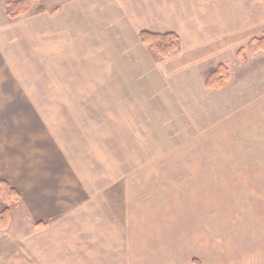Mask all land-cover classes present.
Instances as JSON below:
<instances>
[{
	"label": "rangeland",
	"instance_id": "1",
	"mask_svg": "<svg viewBox=\"0 0 264 264\" xmlns=\"http://www.w3.org/2000/svg\"><path fill=\"white\" fill-rule=\"evenodd\" d=\"M63 1L81 5L82 17L69 24L75 26L67 30L59 18L63 23L54 21L48 31L45 22L28 42L22 39L30 51L15 54L26 73H36L38 97L30 102L36 117L30 122L22 111L20 129L43 130L39 136L57 152L27 148L19 140L27 132H8L13 123L6 112L0 117L6 130L0 136L11 137L1 140L5 158L14 148L12 159L25 169L68 156L69 165L61 159L68 168L61 195L73 201L85 189L86 196H105L115 251L132 264H264V34L223 52L207 48L213 52L204 58L206 49L181 35L198 30L202 42L212 39L218 21L200 23L204 5ZM51 4L35 0L41 10L25 16L46 5L58 12ZM142 31L174 34L180 49L156 55L142 43ZM1 181L20 194L0 197V212L14 221L11 236L28 229V214L19 205L22 189L7 177Z\"/></svg>",
	"mask_w": 264,
	"mask_h": 264
},
{
	"label": "crops",
	"instance_id": "2",
	"mask_svg": "<svg viewBox=\"0 0 264 264\" xmlns=\"http://www.w3.org/2000/svg\"><path fill=\"white\" fill-rule=\"evenodd\" d=\"M8 1L10 0H0V57L3 56L0 60V85L4 86L3 89L0 88V117L4 118L6 112L11 117L13 124L10 125L8 132L14 134L18 132L21 136L27 132V138L23 139L19 136V140H22L21 143L27 148L29 146L32 150L33 148L36 150L40 146L42 148L39 149L40 154L52 155L57 151H51L53 150L51 140L39 136V132L43 130L31 131V126L28 129H20L19 123L26 121L23 116L21 117L22 111L24 116L28 114L31 122L35 111L31 110L30 102L38 100V97L33 90L36 73L32 71L26 73L24 69L27 68L15 59V54L30 51L28 45H21L22 39L28 42L42 29L45 22L44 26L47 28L45 30L48 31L54 28V21L66 22L67 30L70 26L74 27V24H69L70 21L82 17L79 11L81 5L77 3L66 6L63 0L57 2L44 0L47 5L57 3L60 6H58L59 11L49 13L46 5L45 11L11 20L4 11V4ZM180 3L190 6L204 5L205 8L199 9V13L203 11L204 17L200 19V23H204L206 27L210 26L208 23L218 21V24L212 23L216 25L214 29L218 31L210 34L212 39L206 38L203 42L196 36L198 30H192L189 34L181 33L183 37L188 36L192 47L206 49L204 58L207 52H213L207 48H218V52H223L226 48L245 45L253 38L264 34V0H183ZM84 17L86 21L91 19L96 21V16L84 15ZM59 18L65 21L61 22ZM194 28L197 26L195 25ZM205 33L207 34V31ZM32 69H35V66ZM0 132H6L1 124ZM9 138L5 140V137L0 136V179L7 177L10 181H15L17 183L15 185L20 190L22 189L23 199L19 205L28 214L26 217L28 225L25 226L28 229L11 232V236H6L13 227L14 221L4 228L0 226V264H132V258L127 253L115 251L116 238L110 232L115 226L111 223V206L105 196L100 192L97 199L96 194L86 196L85 189H82V197L73 201L68 199V195H61L63 188L59 186L60 180L68 181L67 177L62 175L68 168L64 167L61 159H65L67 165L68 156L57 155L55 159L45 157L33 164L28 162L24 169L19 159L15 157L12 159L14 148L5 158V147L1 146V140L5 144ZM31 165L34 168H31ZM81 181L84 182L85 178L82 177ZM56 182L58 185L55 186ZM96 232H98L97 237ZM96 238H98L97 242Z\"/></svg>",
	"mask_w": 264,
	"mask_h": 264
},
{
	"label": "trees",
	"instance_id": "3",
	"mask_svg": "<svg viewBox=\"0 0 264 264\" xmlns=\"http://www.w3.org/2000/svg\"><path fill=\"white\" fill-rule=\"evenodd\" d=\"M35 0H12L6 3L7 7V15L11 20H16L22 16L31 14L35 11L41 10L42 6H33V2ZM37 1V0H36ZM39 10V11H40ZM140 38L143 44L147 45L149 49L156 55L160 56H168L172 54L174 51L180 49L178 36L174 34H166L160 35L155 33H150L147 31L140 32ZM209 87L212 86V83L208 81L206 84ZM9 191V194L14 193L18 196L20 194L18 191L9 184V182L1 181L0 182V197L4 198V194ZM10 196V195H9ZM7 213L0 212V226L6 227L8 226V217Z\"/></svg>",
	"mask_w": 264,
	"mask_h": 264
}]
</instances>
